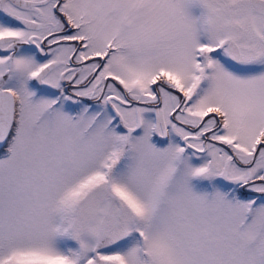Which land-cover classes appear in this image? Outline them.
<instances>
[{"label": "snow or ice", "instance_id": "6c2138e0", "mask_svg": "<svg viewBox=\"0 0 264 264\" xmlns=\"http://www.w3.org/2000/svg\"><path fill=\"white\" fill-rule=\"evenodd\" d=\"M0 264H264V0H0Z\"/></svg>", "mask_w": 264, "mask_h": 264}]
</instances>
